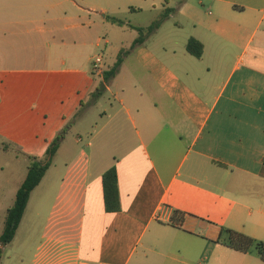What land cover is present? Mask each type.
<instances>
[{
	"label": "crops",
	"instance_id": "obj_1",
	"mask_svg": "<svg viewBox=\"0 0 264 264\" xmlns=\"http://www.w3.org/2000/svg\"><path fill=\"white\" fill-rule=\"evenodd\" d=\"M164 1L158 15L173 12L159 29L114 46L102 35L117 25L106 4L0 0L2 151L27 166L42 158L99 80L118 103L93 150L59 162L62 141L31 193L58 188L52 217L65 222L43 229L59 240L29 238L0 264H264L221 234L264 242V0ZM190 38L200 59L185 50ZM101 45L114 51L103 71L130 50L107 83L92 69ZM112 166L120 211L108 213L102 175ZM67 228L76 240L64 239Z\"/></svg>",
	"mask_w": 264,
	"mask_h": 264
},
{
	"label": "rangeland",
	"instance_id": "obj_2",
	"mask_svg": "<svg viewBox=\"0 0 264 264\" xmlns=\"http://www.w3.org/2000/svg\"><path fill=\"white\" fill-rule=\"evenodd\" d=\"M96 1L101 5L106 4L108 9V13L106 15L108 19L113 16L123 22L122 25H108V32L104 31L102 33L104 38L107 36L111 39L110 41L114 46L119 45V41H122L123 44H128L133 39H136L138 37V32L132 27H145L157 20L160 16V14L158 15V11L162 9L161 5H165L164 0ZM167 1L171 2L172 0ZM132 8H135L136 11H131ZM154 8H156V10ZM172 24L171 20H168L163 28H171ZM152 40H154V38L151 39V43L154 42ZM102 41L103 39L101 42ZM127 51H123V56L127 55ZM92 53L102 56L104 54L105 64H109L111 61V55L114 51L109 50L106 52L103 45H101L100 48L94 50ZM103 72L101 73L102 76ZM113 85L114 84H110V86ZM96 87L98 90L94 91L92 97L90 96L88 100L84 102V106L79 112V115L71 120L72 123L70 124L68 132L63 140L64 142L61 153L58 155L59 162H70L75 157L81 158L82 152L90 153L95 147V144L98 143L99 140L106 134L107 128H105L104 125L107 120V115L112 114L113 111L118 108V103L113 98L112 93L107 92L103 88L101 80L96 83ZM115 91H117V88L112 87V92L115 93ZM76 140L78 142H76ZM90 141L92 144L87 148L86 144ZM26 172L27 162L24 158L18 156L15 150L12 151L11 149H8L2 151L0 149V234L2 232L6 210L13 203L15 190L23 181ZM41 190H43V187H41ZM58 193V188H55V190H52L45 196H42V193H36L32 196L14 239L11 243L5 246L4 250H1V258H5L6 255L11 256L16 254L18 251L20 252V249L22 248L21 244L23 241L29 240V238L33 241L42 238V236L47 232V230H44L43 228L49 222H65L62 220V215L60 218L52 217V206L58 199ZM77 218L79 217L77 216ZM66 222L68 227L69 225L77 222V219L75 218L71 222H69L68 219ZM55 231L56 236L51 233H47L45 234V238L49 235L51 239L59 240L57 230L55 229ZM75 234V228H67L65 232L67 238L64 239L68 241L76 240V238H74Z\"/></svg>",
	"mask_w": 264,
	"mask_h": 264
},
{
	"label": "trees",
	"instance_id": "obj_3",
	"mask_svg": "<svg viewBox=\"0 0 264 264\" xmlns=\"http://www.w3.org/2000/svg\"><path fill=\"white\" fill-rule=\"evenodd\" d=\"M172 12L173 9L164 8L160 13L159 18L148 26L132 27L138 32V37L134 40L132 46L143 43L145 39L159 29V27L170 17ZM109 20L119 25L123 24L121 20L114 17L109 18ZM185 50L189 55L196 59H200L203 53V45L198 40L190 38L186 43ZM123 54L124 52L120 51L113 66L109 70L103 72L104 82H108L109 79L116 74L117 69L122 63ZM71 123L72 122L67 123L56 134L54 139L49 143L42 158L28 156L29 163L26 175L15 193L13 203L6 210L3 228L0 234V260L2 257L1 247L8 245L14 239L30 200L31 193L40 184L45 173L52 165L53 159L56 156L60 144L68 132ZM102 193L104 210L108 213L120 211V198L115 166L109 168L102 175ZM221 234L225 236L224 244L228 248L240 253L254 251L260 260L264 261V242L257 241L250 236L230 229H222Z\"/></svg>",
	"mask_w": 264,
	"mask_h": 264
},
{
	"label": "built area",
	"instance_id": "obj_4",
	"mask_svg": "<svg viewBox=\"0 0 264 264\" xmlns=\"http://www.w3.org/2000/svg\"><path fill=\"white\" fill-rule=\"evenodd\" d=\"M92 69L95 73L101 74L103 72V56L96 55L92 59Z\"/></svg>",
	"mask_w": 264,
	"mask_h": 264
}]
</instances>
